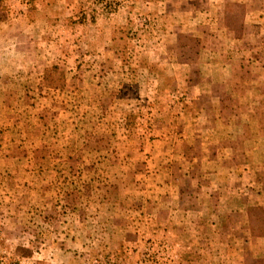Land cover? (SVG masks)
Returning a JSON list of instances; mask_svg holds the SVG:
<instances>
[{
    "label": "rangeland",
    "instance_id": "1",
    "mask_svg": "<svg viewBox=\"0 0 264 264\" xmlns=\"http://www.w3.org/2000/svg\"><path fill=\"white\" fill-rule=\"evenodd\" d=\"M250 207L264 0H0V264H264Z\"/></svg>",
    "mask_w": 264,
    "mask_h": 264
},
{
    "label": "trees",
    "instance_id": "2",
    "mask_svg": "<svg viewBox=\"0 0 264 264\" xmlns=\"http://www.w3.org/2000/svg\"><path fill=\"white\" fill-rule=\"evenodd\" d=\"M233 8L242 10L240 4L226 5L224 26L234 34L235 39H240L243 33L242 11H234ZM235 24V25H233ZM201 40L186 34L177 36L178 60L182 65L194 61L201 50ZM250 232L254 237H264V210L261 207L249 208Z\"/></svg>",
    "mask_w": 264,
    "mask_h": 264
}]
</instances>
